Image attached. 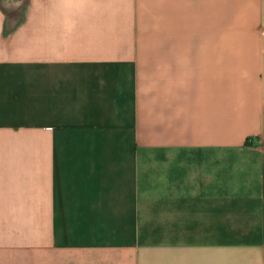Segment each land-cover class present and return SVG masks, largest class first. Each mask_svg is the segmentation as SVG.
Here are the masks:
<instances>
[{"label":"crops","instance_id":"crops-1","mask_svg":"<svg viewBox=\"0 0 264 264\" xmlns=\"http://www.w3.org/2000/svg\"><path fill=\"white\" fill-rule=\"evenodd\" d=\"M5 2L0 264H264V0Z\"/></svg>","mask_w":264,"mask_h":264},{"label":"rangeland","instance_id":"rangeland-1","mask_svg":"<svg viewBox=\"0 0 264 264\" xmlns=\"http://www.w3.org/2000/svg\"><path fill=\"white\" fill-rule=\"evenodd\" d=\"M4 1H6V2H8V1H9L8 3H11V0H4ZM9 5L11 6V4H9Z\"/></svg>","mask_w":264,"mask_h":264},{"label":"snow or ice","instance_id":"snow-or-ice-1","mask_svg":"<svg viewBox=\"0 0 264 264\" xmlns=\"http://www.w3.org/2000/svg\"><path fill=\"white\" fill-rule=\"evenodd\" d=\"M3 3V0H0V4H2Z\"/></svg>","mask_w":264,"mask_h":264},{"label":"bare ground","instance_id":"bare-ground-1","mask_svg":"<svg viewBox=\"0 0 264 264\" xmlns=\"http://www.w3.org/2000/svg\"><path fill=\"white\" fill-rule=\"evenodd\" d=\"M8 2H9V1H8ZM8 2H7V3H8ZM16 2H17V1H16ZM5 3H6V2H5ZM7 6H8V5H7ZM13 7H14V6H13Z\"/></svg>","mask_w":264,"mask_h":264}]
</instances>
